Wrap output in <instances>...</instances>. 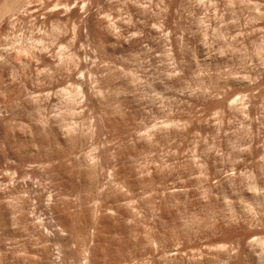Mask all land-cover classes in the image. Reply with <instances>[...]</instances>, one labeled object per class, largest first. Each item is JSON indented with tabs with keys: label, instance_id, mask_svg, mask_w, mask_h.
<instances>
[{
	"label": "rangeland",
	"instance_id": "obj_1",
	"mask_svg": "<svg viewBox=\"0 0 264 264\" xmlns=\"http://www.w3.org/2000/svg\"><path fill=\"white\" fill-rule=\"evenodd\" d=\"M0 264H264V0H0Z\"/></svg>",
	"mask_w": 264,
	"mask_h": 264
}]
</instances>
